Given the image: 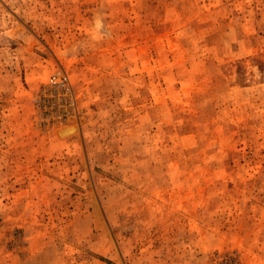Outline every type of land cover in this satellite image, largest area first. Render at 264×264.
I'll use <instances>...</instances> for the list:
<instances>
[{
    "label": "rangeland",
    "instance_id": "1",
    "mask_svg": "<svg viewBox=\"0 0 264 264\" xmlns=\"http://www.w3.org/2000/svg\"><path fill=\"white\" fill-rule=\"evenodd\" d=\"M0 264H264V0H0Z\"/></svg>",
    "mask_w": 264,
    "mask_h": 264
},
{
    "label": "built area",
    "instance_id": "2",
    "mask_svg": "<svg viewBox=\"0 0 264 264\" xmlns=\"http://www.w3.org/2000/svg\"><path fill=\"white\" fill-rule=\"evenodd\" d=\"M59 83L61 84L62 82L59 81Z\"/></svg>",
    "mask_w": 264,
    "mask_h": 264
}]
</instances>
